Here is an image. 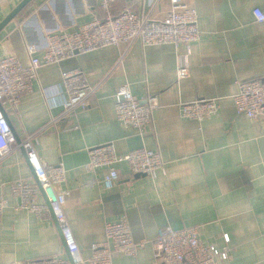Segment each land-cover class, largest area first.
Here are the masks:
<instances>
[{
	"label": "crops",
	"instance_id": "crops-1",
	"mask_svg": "<svg viewBox=\"0 0 264 264\" xmlns=\"http://www.w3.org/2000/svg\"><path fill=\"white\" fill-rule=\"evenodd\" d=\"M21 0H0V22ZM197 13L198 40L190 44L189 73L176 79L177 55L185 45H108L42 65L32 90L17 110L2 104L18 138L32 135L44 166L62 164L67 192L65 217L80 254L104 240L107 221L125 218L131 236L144 245L135 255H120L112 264H153L152 239L157 230L194 226L200 238L219 248L228 246L226 264H264V117L248 119L235 112L232 96L238 82L264 77V23L254 7L264 0H184ZM124 8L162 18L169 0H31L0 31V56L14 55L27 66L40 55L47 37L71 32L84 22ZM79 68L94 91L86 109L66 113L59 104L63 71ZM126 85L142 102L155 95L152 125L143 136L118 121L114 92ZM217 98L218 111L202 121L181 116L179 105ZM112 143L121 156L146 148L160 153L163 168L156 176L132 174L126 162L116 164L111 189L101 186L105 168L87 167L88 149ZM33 180L23 148L0 154V264L67 257L57 221L17 209L11 182ZM227 234L229 241L224 240Z\"/></svg>",
	"mask_w": 264,
	"mask_h": 264
},
{
	"label": "built area",
	"instance_id": "built-area-1",
	"mask_svg": "<svg viewBox=\"0 0 264 264\" xmlns=\"http://www.w3.org/2000/svg\"><path fill=\"white\" fill-rule=\"evenodd\" d=\"M110 0H102L107 8ZM170 8L162 18H152L150 14H138L124 8L117 15L107 14L95 17L79 25L71 32H54L48 35L47 45L40 55H34L35 48L28 46L30 62L23 65L14 55L0 56V102L11 110H17L20 98L30 92L37 79V69L42 65L59 63L75 54L88 53L108 45H130L139 40L144 46L171 44L185 45L183 54L177 55L175 75L177 80L189 73L190 44L200 37L197 13L184 0H169ZM256 22L264 23V9L252 10ZM59 86V104L66 113L76 109H86L94 89L89 86L85 73L79 69L63 71ZM114 114L125 126L134 128L141 136L152 125V113L158 103L155 95L143 98V102L132 94L126 85L118 86L114 95ZM235 112L248 119L264 117V77L245 79L238 82V90L232 96ZM181 116L202 121L210 118L219 109L217 98H200L179 105ZM32 135L16 141L10 124L0 108V154L23 148L27 161L32 167L35 179H17L10 184V192L18 200L17 209L26 210L39 218L52 215L58 223L63 238L65 252L74 264H112L120 255L132 256L144 245L131 236L125 218L107 221L104 225V240L91 245V253L84 258L80 254L70 226L65 217L67 192L59 191L56 185L65 181L66 170L62 164L44 166L32 145ZM126 162L132 174L150 178L163 168L161 155L156 150L138 148L119 156L112 143L88 149L87 167L105 168L101 179L104 189H111L117 178L116 164ZM6 200L0 199V214ZM226 242L227 234L223 235ZM154 247L153 264H226L230 250L204 242L194 226L174 229L169 225L157 230L152 239ZM69 257L53 255L48 258L17 261L10 264H71Z\"/></svg>",
	"mask_w": 264,
	"mask_h": 264
},
{
	"label": "water",
	"instance_id": "water-1",
	"mask_svg": "<svg viewBox=\"0 0 264 264\" xmlns=\"http://www.w3.org/2000/svg\"><path fill=\"white\" fill-rule=\"evenodd\" d=\"M31 0H21L12 10L11 12L0 22V31L6 26V24L12 19L14 18L20 11L21 9L27 5ZM0 108L2 109L3 113H4V116L6 117V112L5 110L3 109V106L0 102ZM7 119V118H6ZM8 123L10 124V128L12 130V133L16 139L17 142L20 141V139L18 138L16 132H15V129L12 125V123L7 119ZM26 154V153H25ZM33 176H34V172H33ZM34 179H35V176H34ZM65 247V246H64ZM67 256L69 257L70 259V256L68 255L67 253ZM70 262L71 264H74L71 259H70Z\"/></svg>",
	"mask_w": 264,
	"mask_h": 264
}]
</instances>
